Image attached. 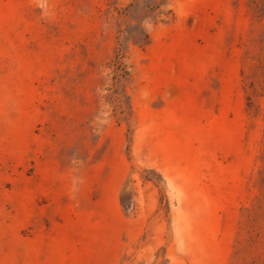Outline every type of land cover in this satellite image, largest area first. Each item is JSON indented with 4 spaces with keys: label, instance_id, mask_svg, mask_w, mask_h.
Returning <instances> with one entry per match:
<instances>
[{
    "label": "rangeland",
    "instance_id": "obj_1",
    "mask_svg": "<svg viewBox=\"0 0 264 264\" xmlns=\"http://www.w3.org/2000/svg\"><path fill=\"white\" fill-rule=\"evenodd\" d=\"M0 264H264V0H0Z\"/></svg>",
    "mask_w": 264,
    "mask_h": 264
},
{
    "label": "trees",
    "instance_id": "obj_2",
    "mask_svg": "<svg viewBox=\"0 0 264 264\" xmlns=\"http://www.w3.org/2000/svg\"><path fill=\"white\" fill-rule=\"evenodd\" d=\"M148 41V36L145 33H140L136 38H135V43L136 44H145ZM120 57V55H119Z\"/></svg>",
    "mask_w": 264,
    "mask_h": 264
}]
</instances>
